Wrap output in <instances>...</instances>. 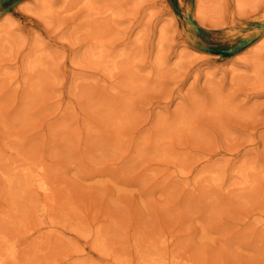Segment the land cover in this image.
<instances>
[{"label": "rangeland", "instance_id": "374dc122", "mask_svg": "<svg viewBox=\"0 0 264 264\" xmlns=\"http://www.w3.org/2000/svg\"><path fill=\"white\" fill-rule=\"evenodd\" d=\"M0 264H264V0H0Z\"/></svg>", "mask_w": 264, "mask_h": 264}]
</instances>
